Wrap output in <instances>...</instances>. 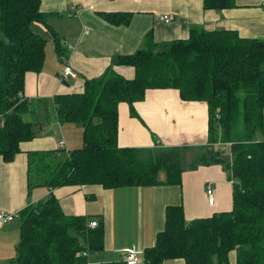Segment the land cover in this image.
<instances>
[{
  "label": "trees",
  "instance_id": "1",
  "mask_svg": "<svg viewBox=\"0 0 264 264\" xmlns=\"http://www.w3.org/2000/svg\"><path fill=\"white\" fill-rule=\"evenodd\" d=\"M202 6L221 11L235 1L202 0ZM101 17L112 26H128L132 15ZM37 24L51 34L60 54L40 0H0V157L5 162L20 152L21 143L39 135L22 118L29 109L23 99L25 74L39 73L45 59L46 39L36 32ZM113 64L133 68L134 77L125 79L110 67L86 79L81 93L53 98L58 122L82 127V147L55 165L53 154H30L28 187H180L184 171L220 165L232 183L231 211L187 223L181 205L167 207L163 230L143 251L142 264L176 259L230 264L232 252L235 264H264V141L257 139L264 132V41L240 38L235 31L191 28L185 40L157 45L149 32L142 49L117 56ZM165 89L176 90L182 101L206 104L205 154L190 164L177 147L118 146V104L126 103L137 118L134 104L146 91ZM18 218L11 264H89L90 255L103 249V223L90 229L95 220L65 215L52 195L23 208Z\"/></svg>",
  "mask_w": 264,
  "mask_h": 264
},
{
  "label": "crops",
  "instance_id": "2",
  "mask_svg": "<svg viewBox=\"0 0 264 264\" xmlns=\"http://www.w3.org/2000/svg\"><path fill=\"white\" fill-rule=\"evenodd\" d=\"M225 10H204L202 0H40V11L62 46L57 52L47 29L37 24L35 30L46 39L45 59L39 73L24 77L23 99L29 109L22 115L39 133L20 144V152L11 162L0 157V210L19 212L30 204L54 196L63 213L82 216L103 223L104 243L96 261L120 262L122 251L135 248L144 251L155 243L163 230L165 211L181 205L188 223L210 218L232 209V183L220 165L199 166L184 171L181 185L103 189L97 185L29 188L27 184L30 154H53L55 165L82 147V127L60 124L53 98L56 95L79 94L87 79L113 72L132 79L134 70L113 64L117 56L142 49L151 32L153 43L160 45L185 40L191 28L206 31H235L240 38L264 41V0H234ZM131 14L128 26H112L101 15ZM169 15L167 24L160 18ZM37 28V29H36ZM68 58L76 77L62 81L63 58ZM137 118L130 116L126 103H119L118 146L120 148L154 149L177 147L184 152L186 164L205 154L208 114L205 103L185 102L176 90H148L141 102L134 104ZM64 147L58 148V140ZM63 151L64 154H59ZM190 160V161H189ZM162 178L163 175L161 174ZM213 203L208 204L206 186ZM0 226V264H11L19 239L20 222ZM92 257V255H90ZM235 252L230 264H235ZM163 264H184L167 260Z\"/></svg>",
  "mask_w": 264,
  "mask_h": 264
},
{
  "label": "built area",
  "instance_id": "3",
  "mask_svg": "<svg viewBox=\"0 0 264 264\" xmlns=\"http://www.w3.org/2000/svg\"><path fill=\"white\" fill-rule=\"evenodd\" d=\"M160 19L167 24H169L172 21V18L169 15H163ZM62 60H63V70H62V73L60 74L61 80L66 81L68 79H74L76 75L72 67L70 66L68 58L64 57ZM226 146H229V144H227ZM57 147L63 148L64 141L61 139L58 140ZM206 197H207L208 204L212 205L214 199H213L212 191L208 185L206 186ZM18 217H19V212H5L3 210H0V226L10 223ZM97 226L98 225L95 221L89 223L90 229H94ZM82 255L86 257L88 253L83 252ZM121 261L125 264H142L143 263V251L136 250L135 248L122 251ZM92 263L93 262H89V264H92Z\"/></svg>",
  "mask_w": 264,
  "mask_h": 264
},
{
  "label": "rangeland",
  "instance_id": "4",
  "mask_svg": "<svg viewBox=\"0 0 264 264\" xmlns=\"http://www.w3.org/2000/svg\"><path fill=\"white\" fill-rule=\"evenodd\" d=\"M36 29H37V28H36ZM257 139H259V140H261V141H264V132L258 133V135H257ZM215 148H216V147H215ZM59 154H64V153H63V151H59ZM182 154H184V152H183ZM229 158L231 159V156H229ZM189 161H190V160H189ZM188 164H190V163L188 162ZM15 220H17L16 222H14L15 224H16V223H19V218H16ZM0 257H1V256H0ZM91 260H92V261H96V258H95V255H94V254H92Z\"/></svg>",
  "mask_w": 264,
  "mask_h": 264
}]
</instances>
